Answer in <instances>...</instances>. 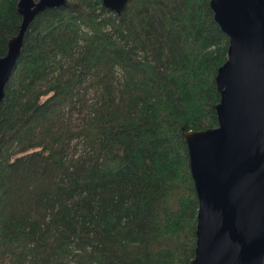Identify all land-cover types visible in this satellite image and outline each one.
I'll return each instance as SVG.
<instances>
[{
    "label": "trees",
    "instance_id": "1",
    "mask_svg": "<svg viewBox=\"0 0 264 264\" xmlns=\"http://www.w3.org/2000/svg\"><path fill=\"white\" fill-rule=\"evenodd\" d=\"M18 0H0V58ZM209 0H65L36 14L0 102V264H188L184 131L216 126Z\"/></svg>",
    "mask_w": 264,
    "mask_h": 264
},
{
    "label": "water",
    "instance_id": "2",
    "mask_svg": "<svg viewBox=\"0 0 264 264\" xmlns=\"http://www.w3.org/2000/svg\"><path fill=\"white\" fill-rule=\"evenodd\" d=\"M119 15L127 0H100ZM65 0H18L21 21L0 58V102L33 17ZM227 38L214 84L216 126L184 131L197 200L193 257L188 264H264V0H209Z\"/></svg>",
    "mask_w": 264,
    "mask_h": 264
}]
</instances>
